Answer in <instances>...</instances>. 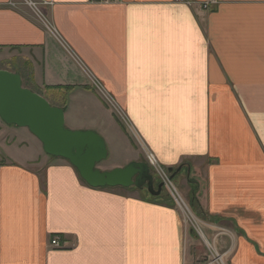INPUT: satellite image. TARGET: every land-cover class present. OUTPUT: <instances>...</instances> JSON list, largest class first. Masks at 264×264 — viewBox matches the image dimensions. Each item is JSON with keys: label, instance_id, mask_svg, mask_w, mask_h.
Masks as SVG:
<instances>
[{"label": "crops", "instance_id": "0c3cea01", "mask_svg": "<svg viewBox=\"0 0 264 264\" xmlns=\"http://www.w3.org/2000/svg\"><path fill=\"white\" fill-rule=\"evenodd\" d=\"M36 1L53 4L43 14L75 57L20 0H0V51L27 58L11 70L22 86L62 109L67 129L99 135L107 157L138 162L130 134L166 169L189 161L226 263L264 264V0ZM126 190L89 188L0 120V264H193L182 214Z\"/></svg>", "mask_w": 264, "mask_h": 264}, {"label": "water", "instance_id": "95a60500", "mask_svg": "<svg viewBox=\"0 0 264 264\" xmlns=\"http://www.w3.org/2000/svg\"><path fill=\"white\" fill-rule=\"evenodd\" d=\"M0 120L7 126L27 129L49 157L67 161L89 188L146 187L152 197L160 196L163 184L154 180L144 162H131L124 168L100 171L96 165L107 159L103 139L93 131H71L65 127L64 112L52 107L40 95L25 89L21 77L0 70ZM181 170L167 169L173 179Z\"/></svg>", "mask_w": 264, "mask_h": 264}, {"label": "rangeland", "instance_id": "374dc122", "mask_svg": "<svg viewBox=\"0 0 264 264\" xmlns=\"http://www.w3.org/2000/svg\"><path fill=\"white\" fill-rule=\"evenodd\" d=\"M27 59L21 53L18 54H11L9 52L0 51V70L7 71L11 73V70L18 69L17 64L21 66L24 63V60ZM92 89V87H91ZM93 90V89H92ZM94 92V91H93ZM114 98V97H113ZM115 99V98H114ZM105 105V104H104ZM106 106V105H105ZM107 107V106H106ZM112 113L115 115L116 112L112 109ZM116 120H119V116L115 115ZM120 123V122H119ZM124 125V123H122ZM129 140L133 145V149L139 150L140 155L136 159L138 162H148L146 152H142L141 148L137 146L135 140H131L132 137L128 134ZM133 138V137H132ZM153 154V153H152ZM154 155V154H153ZM134 157V153H130L128 151H124L121 149L118 155H110L107 159L101 163H99L96 169H106L107 167L113 169L117 168H124L127 166L131 161L130 158ZM157 160V159H156ZM104 163V164H103ZM103 164V165H101ZM158 166L160 169L162 168L167 173L165 167L161 166L157 161ZM189 164V161H185L181 167V170L176 174L173 179H170L169 173H165L163 170H159L158 167L154 168L153 170L155 173L151 172V175L154 179L159 182L163 179L164 176L167 175L168 183L166 180V184L163 185L162 193L159 197H152L149 195L147 189L137 190L135 188H129L126 190V193L129 196L136 197L138 199H147L150 201H154L155 203L160 204L161 206H167L169 208H175L182 214V226H183V235L182 239L183 244H185V252L191 253L193 259V264H218L216 261V255L221 256L223 255L219 250L218 246H216V242L212 237H209L206 231V227L204 224L207 221L200 220L196 216V209L192 208L189 204L191 197H192V190L193 184H205L204 183V174L201 172L200 176H195L193 174ZM101 165V166H100ZM106 166V167H105ZM117 166V167H113ZM177 167L173 170L177 171ZM151 171V169H150ZM200 189V185H199ZM195 190V189H194ZM193 190V191H194ZM201 193L199 191L195 194V197L199 198ZM157 200V201H156ZM180 206L184 211H186L187 216L182 212ZM201 206V205H200ZM203 212H205L203 206H201ZM200 229L199 233L197 230ZM223 262L226 261L223 258ZM227 264V263H226Z\"/></svg>", "mask_w": 264, "mask_h": 264}, {"label": "built area", "instance_id": "2783aa9c", "mask_svg": "<svg viewBox=\"0 0 264 264\" xmlns=\"http://www.w3.org/2000/svg\"><path fill=\"white\" fill-rule=\"evenodd\" d=\"M89 3L91 4H100V5H113V4H120L122 0H88ZM20 3L31 11L32 15L34 18L37 20L39 25L43 28L45 32L50 34L52 37H54L70 54L73 55L72 51L69 49V47L65 44L63 41L62 37L59 35L57 29L54 27V25L48 20V18L43 14L42 9L46 6L52 7L53 4L48 1H36V0H20ZM217 0H208L204 3L201 4V9L203 11H208L211 10L213 7L217 5ZM9 6L11 7H16V4L10 3ZM74 56V55H73ZM75 57V56H74ZM88 75V73H87ZM89 81H90V86L92 87L94 93L99 97V99L105 104L111 111L112 109L116 112L117 116H119V120H124V113L119 107L117 101L110 96L102 87L101 83L97 81L93 76L90 74L88 75ZM115 114V115H116ZM147 155V160L146 164L148 167L155 173L153 170L158 167V169L161 171L163 170L157 164V160L155 156L151 152H146ZM165 172V170H163ZM166 173V172H165ZM167 174V173H166ZM168 175V174H167ZM167 175L163 177V179L160 181L161 183L166 184V180L168 183ZM182 212L187 216L186 211L182 209L180 206ZM188 217V216H187ZM199 233L200 229L197 230ZM50 246L53 249H62L63 248V243L61 242L60 238L58 236H53L50 240ZM223 255L218 256L216 255V261L218 264H226L223 262Z\"/></svg>", "mask_w": 264, "mask_h": 264}, {"label": "trees", "instance_id": "16d2710c", "mask_svg": "<svg viewBox=\"0 0 264 264\" xmlns=\"http://www.w3.org/2000/svg\"><path fill=\"white\" fill-rule=\"evenodd\" d=\"M193 190H192V197L191 200L189 202V204L191 205L192 208H195L196 210V216L203 221H211L210 218L203 212V210L201 209V206L199 204L198 198L197 196L195 197V194L199 191V185L198 184H193L192 185Z\"/></svg>", "mask_w": 264, "mask_h": 264}, {"label": "flooded vegetation", "instance_id": "af4514ba", "mask_svg": "<svg viewBox=\"0 0 264 264\" xmlns=\"http://www.w3.org/2000/svg\"><path fill=\"white\" fill-rule=\"evenodd\" d=\"M153 183H154V186H155V187H157L158 184H159V182H157L155 179H154V182H153ZM145 188H146V187L144 186V189H145Z\"/></svg>", "mask_w": 264, "mask_h": 264}, {"label": "bare ground", "instance_id": "6f19581e", "mask_svg": "<svg viewBox=\"0 0 264 264\" xmlns=\"http://www.w3.org/2000/svg\"><path fill=\"white\" fill-rule=\"evenodd\" d=\"M150 170V169H149ZM151 172H153L152 170L150 171V174H151Z\"/></svg>", "mask_w": 264, "mask_h": 264}]
</instances>
